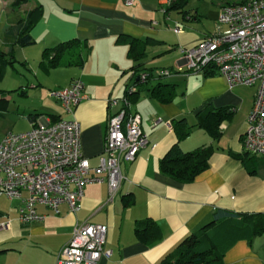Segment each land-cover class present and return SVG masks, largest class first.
Here are the masks:
<instances>
[{
    "label": "crops",
    "instance_id": "crops-1",
    "mask_svg": "<svg viewBox=\"0 0 264 264\" xmlns=\"http://www.w3.org/2000/svg\"><path fill=\"white\" fill-rule=\"evenodd\" d=\"M37 1L43 11L30 31L33 43L16 45L13 63L1 72L5 86L0 90H9L4 115L20 110L19 116L28 120L29 128L59 118L76 119L81 128L82 154L95 165L103 149L106 118L121 106L120 101L113 106L107 102L126 96L130 109L141 116L148 144L132 162L122 164L124 178L111 202H106L105 183H90L84 186L76 211H70L65 203L60 204L57 214L37 205L45 218L22 224L17 211L20 200L0 196L8 200L0 204V264H56L57 252L73 228L85 222L107 226L105 249L109 253L97 264H159L187 234L210 222L218 208L258 213L264 219V158H250L255 170L250 173L232 155L244 154L243 134L255 90L245 85L229 87L215 71H183L184 60L178 49L214 31L224 3L203 8L189 0L181 9L165 12L167 0ZM11 2L0 0V45L7 20L23 15L34 4L21 10L13 9ZM176 22L183 24L179 32L173 31ZM133 38L143 42L138 60L128 53ZM72 39L79 43L63 51L59 63H40L45 48ZM80 54L83 62L77 65ZM164 69L170 73L159 75ZM144 71L151 76L139 82L138 75ZM76 78L84 83L85 97L66 112L50 91ZM157 84L171 87L169 101L151 95L150 89ZM131 88L137 91L129 96ZM208 109L229 112L216 138L197 125L198 115ZM30 113L35 114L34 120L27 118ZM183 124L190 128L180 137ZM8 131L14 130H2L0 139ZM175 143L182 151L201 146L212 149L207 167L192 181H177L160 170L161 158ZM144 220L156 223L155 239L143 241L136 236L135 227ZM223 261L264 264V231L249 241L238 240L226 250Z\"/></svg>",
    "mask_w": 264,
    "mask_h": 264
},
{
    "label": "built area",
    "instance_id": "built-area-1",
    "mask_svg": "<svg viewBox=\"0 0 264 264\" xmlns=\"http://www.w3.org/2000/svg\"><path fill=\"white\" fill-rule=\"evenodd\" d=\"M182 28L183 24L176 22L173 31ZM178 49L184 60L183 71L213 70L226 79L229 87L256 86L242 147L248 154L264 158V0L223 4L215 30ZM169 73L164 69L159 75ZM138 78L145 82L147 73L141 72ZM50 95L60 101L66 112H71L85 97L84 83L76 78L51 90ZM118 101L120 108L106 118L103 149L95 165L82 154L81 128L76 119L59 118L2 136L0 196L20 200V223L45 218L37 211V205L57 214L60 204L65 203L70 211H76L83 188L90 183H105L106 202L112 201L124 178L122 164L132 162L148 144L141 116L130 109L126 96L110 98L107 104L113 106ZM106 238L105 224L85 222L75 226L57 252L56 264H97L102 255L109 253L105 249Z\"/></svg>",
    "mask_w": 264,
    "mask_h": 264
},
{
    "label": "trees",
    "instance_id": "trees-1",
    "mask_svg": "<svg viewBox=\"0 0 264 264\" xmlns=\"http://www.w3.org/2000/svg\"><path fill=\"white\" fill-rule=\"evenodd\" d=\"M34 2L33 6L27 9L23 15H12L2 28V43L0 45V76L2 69L13 63L14 47L25 46L33 43V38L30 34L33 25L42 16V5L37 0H12L11 5L13 9H18L22 4ZM189 0H169L166 8L167 12L170 9H181L187 4ZM242 1V0H238ZM226 0V3L238 2ZM225 3V4H226ZM79 43L77 39L60 42L52 48H45L42 53L43 59L41 64H48L49 66L59 63L60 54ZM83 48L87 47L86 42L83 41ZM143 42L138 39H131L129 42L128 53L135 60L140 59L143 54ZM139 50V51H138ZM78 61L75 63L81 65L83 60L81 54L78 55ZM45 59L48 61L45 63ZM70 63H73L69 59ZM136 67V66H135ZM134 67V68H135ZM137 68V67H136ZM145 72V71H144ZM213 70H205V74L213 73ZM147 73L146 81L151 76ZM140 74V73H139ZM139 76V75H138ZM139 80V78H138ZM145 81V82H146ZM139 82H141L139 80ZM137 89H129L128 94L136 93ZM9 90H0V114L8 110L9 100L6 93ZM153 97L160 101H169L172 98L173 91L167 85L157 84L150 89ZM225 110L208 109L203 114L198 115L197 125L202 126L211 137L216 138L220 135V124L225 117L229 116V112ZM27 118L31 121L35 119V114H28ZM177 122H182L178 119ZM183 130L179 136L186 135L189 131V126L183 124ZM212 149L210 146H201L192 150L182 151L178 143H175L161 158L160 170L167 176L180 181L189 182L203 169L207 167L208 157ZM239 158L249 172L253 173L255 170L249 164L252 156L244 151L243 155L232 154ZM249 157V158H248ZM251 166V167H250ZM157 225L152 220H144L135 227L136 236L143 240L149 241L155 239V231ZM264 231V219L258 213H241L233 212L218 208L214 211L212 220L201 227L199 230L187 234L176 246L175 250L166 255L159 264H225L223 256L238 240H251L253 236L261 234ZM3 249H0V252Z\"/></svg>",
    "mask_w": 264,
    "mask_h": 264
},
{
    "label": "rangeland",
    "instance_id": "rangeland-1",
    "mask_svg": "<svg viewBox=\"0 0 264 264\" xmlns=\"http://www.w3.org/2000/svg\"><path fill=\"white\" fill-rule=\"evenodd\" d=\"M229 1H232V0H229ZM234 1H238V0H234ZM221 2L225 4L226 0H212V3H210V0H191L192 5H194L195 7L201 6L203 8H207L209 4L210 5L212 4V7L218 6V4ZM30 5H32V1L26 4H22L19 8L22 10V9H25L26 6H30ZM4 86H5V83L1 82L0 80V88ZM249 87H252V89H254L256 92V86H249ZM20 112H21L20 110L18 112L14 111L11 113V115H8V116H5L4 112H1L2 116H0V133L2 130L7 129L9 127L15 132L28 130L29 122L26 118H22L19 116ZM3 202H8V200L5 199L4 197H0V204L2 205Z\"/></svg>",
    "mask_w": 264,
    "mask_h": 264
}]
</instances>
